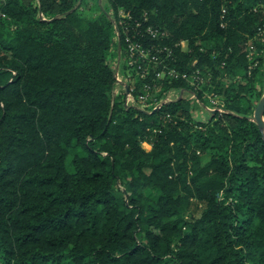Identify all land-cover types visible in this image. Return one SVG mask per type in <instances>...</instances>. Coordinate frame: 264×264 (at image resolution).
Listing matches in <instances>:
<instances>
[{"label": "trees", "instance_id": "16d2710c", "mask_svg": "<svg viewBox=\"0 0 264 264\" xmlns=\"http://www.w3.org/2000/svg\"><path fill=\"white\" fill-rule=\"evenodd\" d=\"M79 3L0 0V264H264L263 91L246 51L264 0H108L127 30ZM115 30L123 61L127 37L165 47L184 95L128 105ZM196 69L230 79L200 126L181 76Z\"/></svg>", "mask_w": 264, "mask_h": 264}, {"label": "rangeland", "instance_id": "374dc122", "mask_svg": "<svg viewBox=\"0 0 264 264\" xmlns=\"http://www.w3.org/2000/svg\"><path fill=\"white\" fill-rule=\"evenodd\" d=\"M80 0V3L77 5V8L83 12L86 17H100L102 15V11L108 14H112V19L114 21V25L117 26V20L119 21V24L122 25V28L124 30H127L126 26L128 24V19L130 17V10L126 9L123 5L118 6V13L114 15V11L110 9L108 0H98L96 3V0ZM225 9H223V13H225ZM146 15V14H145ZM43 19H48V17L45 15ZM12 24V22L10 23ZM225 25V22L222 23ZM12 26V25H11ZM10 26V27H11ZM12 29V27H11ZM163 34H165V30H162ZM120 32L115 30L114 34V42H113V52L110 56V64L115 70V77L118 79L120 83V89L127 91V87H133V88H140L141 87V75L144 74L143 71L138 72V70H134L131 67L127 65L126 60L123 61V53H122V47H120ZM255 41L260 42L262 45L261 47H256L253 43ZM134 44L133 40H130L127 38V45ZM126 45V47H128ZM159 45V44H157ZM247 48V57L249 61L248 66V74L253 75L254 70L257 68V77H259V81L261 83L260 88H258L257 92H262L264 95V26L261 27L259 30H257L256 34L250 38L246 42ZM251 45V46H250ZM184 50H188V47L186 43L184 42L182 44ZM168 65V64H167ZM170 68L165 69V73L163 74L162 79H157V87L152 91L150 94L151 96L156 97L157 99H167V98H173V97H182L184 95L182 89H171L170 84L174 81L175 78H173L174 73L169 70ZM196 69L192 70L190 74L188 75V79L186 80L188 82L187 88L191 90L192 94H185V97H188L193 100L194 106L192 113L194 116V119L196 123L200 126V122H208L209 118L212 115H215L216 113L224 112L226 103H225V95L222 91L221 93L218 92L217 89V83L222 84L223 86L228 85L230 83V79L227 75L225 78L220 77H214V71L210 69L207 70H201ZM186 75V73H184ZM140 77V78H139ZM132 81V82H131ZM135 82V83H134ZM149 82H155L152 78H149ZM262 95V96H263ZM139 91L136 89L133 95V99L130 101L126 98V103L128 105L141 107L146 110H150L151 107L141 104L139 100ZM262 98V97H261ZM260 98V99H261ZM260 101V100H259ZM181 115V112L179 113ZM182 118L184 116L181 115ZM142 147L146 151H150L152 149V144L149 141L142 142ZM204 159H207V155H204ZM68 169H72V166L70 164V161H68ZM192 213H194L196 216L200 215V210L193 209Z\"/></svg>", "mask_w": 264, "mask_h": 264}, {"label": "built area", "instance_id": "2783aa9c", "mask_svg": "<svg viewBox=\"0 0 264 264\" xmlns=\"http://www.w3.org/2000/svg\"><path fill=\"white\" fill-rule=\"evenodd\" d=\"M40 14L43 18L44 14L42 13V11L40 12ZM147 31L155 35L159 33V31L153 29L152 26H149ZM127 38L132 40V37H127ZM133 42H135L133 45L130 43L129 45H127L128 47H126L127 65L132 69H134L135 71L136 70H138V72L143 71L144 74L141 75L142 76L141 78L139 77L141 80L140 88L127 87V91H126L127 99L129 101L133 99L134 92L137 89L140 94L139 100L140 102H142L141 104L151 107L150 110H146L141 107L140 109L152 113L156 109H160L165 101H169L172 99V98H167V99L164 98L159 101V99L150 95L152 91L157 87V79L159 80L162 79L163 74L165 73V69L168 68V65L165 63V47H162L161 45L146 46L141 42H136L134 40ZM171 72L174 73L173 78L180 76L178 71L175 69L171 70ZM200 74H201V70H200ZM181 76L186 80L189 78L188 75L187 74L185 75L184 73ZM149 78H152L153 80H155V82L153 83L149 82ZM169 119H171L170 114L167 115V121ZM163 121H164L163 123L165 124V117Z\"/></svg>", "mask_w": 264, "mask_h": 264}, {"label": "water", "instance_id": "95a60500", "mask_svg": "<svg viewBox=\"0 0 264 264\" xmlns=\"http://www.w3.org/2000/svg\"><path fill=\"white\" fill-rule=\"evenodd\" d=\"M253 120L258 123L260 130L264 133V95L256 106Z\"/></svg>", "mask_w": 264, "mask_h": 264}]
</instances>
